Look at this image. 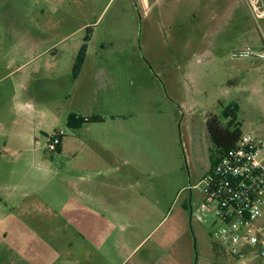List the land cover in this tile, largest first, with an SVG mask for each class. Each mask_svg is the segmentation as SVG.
I'll use <instances>...</instances> for the list:
<instances>
[{"label":"rangeland","instance_id":"obj_1","mask_svg":"<svg viewBox=\"0 0 264 264\" xmlns=\"http://www.w3.org/2000/svg\"><path fill=\"white\" fill-rule=\"evenodd\" d=\"M260 21L229 0H0V264H94L115 236L122 264L150 232L125 264H264L229 256L196 188L218 158L210 115L226 124L235 105L243 132L264 130V59L233 57L261 49ZM71 115L106 121L74 128ZM59 131L75 149L52 163ZM72 160L86 216L62 210Z\"/></svg>","mask_w":264,"mask_h":264},{"label":"built area","instance_id":"obj_2","mask_svg":"<svg viewBox=\"0 0 264 264\" xmlns=\"http://www.w3.org/2000/svg\"><path fill=\"white\" fill-rule=\"evenodd\" d=\"M233 57L264 59V47L255 51L246 46ZM65 136L63 131L53 133L48 149L56 151ZM196 188L202 193L199 219H211L217 228L213 235L229 256L237 262L255 256L264 263V132H242Z\"/></svg>","mask_w":264,"mask_h":264},{"label":"crops","instance_id":"obj_3","mask_svg":"<svg viewBox=\"0 0 264 264\" xmlns=\"http://www.w3.org/2000/svg\"><path fill=\"white\" fill-rule=\"evenodd\" d=\"M229 5L232 8H241V9H246L247 11L251 10V11H256V13H258L261 17V21H260V26H261V31L263 33V35L261 36L260 40L262 42V47H264V0H229ZM252 34L249 35L248 39L250 41H256L255 38L253 36H251ZM246 46V45H244ZM242 46V48L244 47ZM259 49V50H261ZM40 55H36L34 58H32L31 60H29L28 62L31 61H35L37 60V58ZM21 67L16 68V70L21 69ZM54 90V89H53ZM52 90V91H53ZM49 91L44 88L39 86L36 89V94L39 95L38 97H40L41 102L38 103L39 106H41L42 104L44 105V103L46 101H48L49 99ZM48 94V95H47ZM106 121V119H105ZM104 121V122H105ZM101 122V123H104ZM264 132V130L262 131ZM259 132V133H262ZM73 139L69 138L68 136H65L62 144L58 147L57 149V153H50V157L52 160V163L54 162L55 159H58L60 157H63L65 154H70L72 152H74L73 149H75L74 147H72L69 142H71ZM34 152L38 153L41 152V150L35 148L33 149ZM74 160H72V162H69V168L67 167V169H65V173L68 175V177L65 179V184L69 187V194L67 193V195L65 196V198H71V200H73L72 202L70 200H68L67 203H63L62 206V210L64 211V213H66L67 215H71L74 212H77L78 214L82 215V216H86L87 212L90 211L91 205H88L87 202L91 201L92 198V193H90L91 191L89 190L87 192V187L85 186V184H87V179H85V177L80 175L78 176L77 174L81 171V168L79 166H77V164L75 162H73ZM34 166L37 165L36 169L41 170L42 172H44L46 170L45 167L42 166V163L40 162H36L33 164ZM73 165V167H72ZM78 179V180H77ZM88 183L90 185H96L95 181H88ZM18 187L17 185L15 186V188ZM19 189V188H18ZM92 190L94 196H102V194L100 193V190H97L95 187L94 188H90ZM115 207H119V205H117V203L115 202ZM82 228H79V233L81 235V238L85 240V237L83 235V231L81 230ZM151 235V232L144 238L141 239L140 235H137V240L140 242L137 245H133V247H126V245H124V250H126L125 252H123V255H126V259L124 260V262L122 264H125V262L127 260H129V258L135 253V251L138 249V247L142 244V242H144L149 236ZM116 239V241L113 243L111 241H103L101 240L100 242H98V244L95 243V246H98L96 249L98 251V254H100L103 252L102 250H106V253L104 255V257L99 256L98 259L94 261V264H119V260H118V256L117 254L119 253V248L121 247L119 238L117 236L114 237ZM97 240V239H96ZM95 240V241H96ZM93 241V240H92ZM114 246V251H112ZM115 253V254H114ZM120 259V258H119ZM144 263V262H143ZM142 262H138L137 264H143ZM68 264H88L86 262L85 259H79V260H75V261H70ZM152 264H164L163 261L158 260H154V262H152Z\"/></svg>","mask_w":264,"mask_h":264},{"label":"trees","instance_id":"obj_4","mask_svg":"<svg viewBox=\"0 0 264 264\" xmlns=\"http://www.w3.org/2000/svg\"><path fill=\"white\" fill-rule=\"evenodd\" d=\"M224 116L229 121L225 124L219 116L210 115L207 118L206 124L207 129L211 138L213 145L216 148L218 153L217 160L213 159V166L218 162L219 155L225 152L228 149H231L235 146L239 140L242 130L237 124L238 120V108L235 105H230L224 109ZM105 118L101 116H76L71 115L69 118L68 125L70 127H79L88 123H101L104 122ZM213 168V167H212Z\"/></svg>","mask_w":264,"mask_h":264},{"label":"flooded vegetation","instance_id":"obj_5","mask_svg":"<svg viewBox=\"0 0 264 264\" xmlns=\"http://www.w3.org/2000/svg\"><path fill=\"white\" fill-rule=\"evenodd\" d=\"M212 167H213V163H212V159L210 158L208 164L205 167V170L202 171L201 175L205 176L212 169ZM188 191L190 192V194L192 193V189H189Z\"/></svg>","mask_w":264,"mask_h":264}]
</instances>
